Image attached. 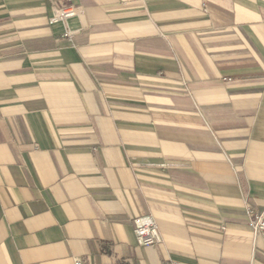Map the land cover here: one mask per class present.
Masks as SVG:
<instances>
[{
  "label": "crops",
  "instance_id": "obj_1",
  "mask_svg": "<svg viewBox=\"0 0 264 264\" xmlns=\"http://www.w3.org/2000/svg\"><path fill=\"white\" fill-rule=\"evenodd\" d=\"M260 215L264 0H0V264H264Z\"/></svg>",
  "mask_w": 264,
  "mask_h": 264
},
{
  "label": "built area",
  "instance_id": "obj_2",
  "mask_svg": "<svg viewBox=\"0 0 264 264\" xmlns=\"http://www.w3.org/2000/svg\"><path fill=\"white\" fill-rule=\"evenodd\" d=\"M77 16V12L73 7H65L60 10L56 15L53 22H66ZM71 35L69 34V37ZM135 236L137 242L142 247L156 246L162 242V236L159 231L158 225L153 220H135ZM251 227L256 235L260 236L264 242V216H255L251 220ZM75 264H82L81 261H77Z\"/></svg>",
  "mask_w": 264,
  "mask_h": 264
}]
</instances>
